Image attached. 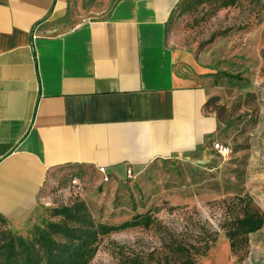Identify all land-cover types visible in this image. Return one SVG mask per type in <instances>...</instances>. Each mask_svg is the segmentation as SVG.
<instances>
[{
	"label": "crops",
	"instance_id": "obj_1",
	"mask_svg": "<svg viewBox=\"0 0 264 264\" xmlns=\"http://www.w3.org/2000/svg\"><path fill=\"white\" fill-rule=\"evenodd\" d=\"M180 1L0 0V215L11 228L36 213L52 170L102 181L104 166L119 182L225 139L195 54L166 38ZM198 264H264V221L243 260L222 235Z\"/></svg>",
	"mask_w": 264,
	"mask_h": 264
},
{
	"label": "rangeland",
	"instance_id": "obj_2",
	"mask_svg": "<svg viewBox=\"0 0 264 264\" xmlns=\"http://www.w3.org/2000/svg\"><path fill=\"white\" fill-rule=\"evenodd\" d=\"M263 2V0L261 1ZM240 0L211 13L181 1L166 24L173 46L192 51L209 90L208 106L223 122L230 153L211 148L200 158L176 157L149 164L138 176L101 181L89 168L83 178L72 167L52 170L39 194L36 213L24 225L0 228L28 235L52 206L83 198L95 219L109 224L149 212L150 226L118 229L101 237L88 264H198L199 253L225 235V218L240 209L238 196L264 214V3ZM79 176V182L72 181ZM248 202L244 198L242 205ZM244 244L232 253L241 261Z\"/></svg>",
	"mask_w": 264,
	"mask_h": 264
},
{
	"label": "trees",
	"instance_id": "obj_3",
	"mask_svg": "<svg viewBox=\"0 0 264 264\" xmlns=\"http://www.w3.org/2000/svg\"><path fill=\"white\" fill-rule=\"evenodd\" d=\"M239 1L181 0V3L189 9L209 5L211 13H214ZM245 1L260 3L262 0ZM244 198L248 202L242 205ZM238 202L240 209L223 222L232 253L244 244L247 247L249 232L260 228L264 221V214L251 204L248 196H238ZM0 219L6 220L1 215ZM153 221L151 214L144 212L136 213L119 224L101 222L95 219L83 198L75 197L68 203L52 206L48 216L41 223L34 224L28 235L0 228V264H88L96 254L102 236L126 227H148ZM217 241L214 239L207 244L199 255L203 258ZM134 259L132 263L137 264Z\"/></svg>",
	"mask_w": 264,
	"mask_h": 264
},
{
	"label": "built area",
	"instance_id": "obj_4",
	"mask_svg": "<svg viewBox=\"0 0 264 264\" xmlns=\"http://www.w3.org/2000/svg\"><path fill=\"white\" fill-rule=\"evenodd\" d=\"M212 149L222 157H226L230 153V147L228 144H225L221 142L218 139H214L212 141ZM99 171L102 173V180L107 181L109 179V176L106 172V167L104 166H99ZM133 176V172L130 168L126 169V177L131 178ZM74 181V180H72Z\"/></svg>",
	"mask_w": 264,
	"mask_h": 264
}]
</instances>
